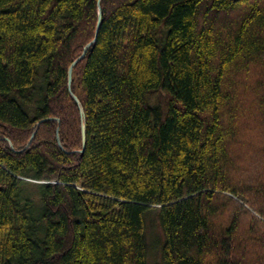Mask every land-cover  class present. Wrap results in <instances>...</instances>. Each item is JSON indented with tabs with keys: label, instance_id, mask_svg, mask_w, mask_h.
<instances>
[{
	"label": "trees",
	"instance_id": "16d2710c",
	"mask_svg": "<svg viewBox=\"0 0 264 264\" xmlns=\"http://www.w3.org/2000/svg\"><path fill=\"white\" fill-rule=\"evenodd\" d=\"M149 222L264 264V0H0V264H148Z\"/></svg>",
	"mask_w": 264,
	"mask_h": 264
},
{
	"label": "water",
	"instance_id": "95a60500",
	"mask_svg": "<svg viewBox=\"0 0 264 264\" xmlns=\"http://www.w3.org/2000/svg\"><path fill=\"white\" fill-rule=\"evenodd\" d=\"M101 0H98V3H100ZM98 16V20H97V23H96V29H95V33H94V36H93V40L92 42H90L89 44H87L83 49V52L81 53V55L76 58L75 60H73V62L71 63V65L69 66L67 72H68V77H67V83H68V91L69 93L71 94V97L73 98V100L75 101V103L78 105V109H79V115H81V137H82V150L80 151V153L82 154L85 150V143H86V137H85V131H86V126L84 124V112H83V108H82V105L80 104V101L78 99V97L75 95V93H72L71 92V81H72V69L75 65H77L79 62L82 61V58L86 55L87 51L89 50V48L92 46L93 43H95L96 41V37H97V34H98V31H99V28H100V22H101V18H102V15L100 13V9H99V12L97 14ZM58 123H59V120L58 119H55ZM45 120H41L40 122H38L36 124V130H34V132L31 134L30 136V140L29 142L27 143V145L23 148V149H20V151H17V153H20V152H23L26 148H28L30 145H31V142L33 141V138L37 132V129L39 127V125L41 124V122H43ZM58 130L59 128L57 129L56 131V138H57V143H58V146L60 149H62V146H61V143H60V139L58 138ZM10 149H12V147L10 146ZM64 151V149H62Z\"/></svg>",
	"mask_w": 264,
	"mask_h": 264
},
{
	"label": "rangeland",
	"instance_id": "374dc122",
	"mask_svg": "<svg viewBox=\"0 0 264 264\" xmlns=\"http://www.w3.org/2000/svg\"><path fill=\"white\" fill-rule=\"evenodd\" d=\"M146 233L148 235V244L150 245L148 264H161V257L157 247L158 244H156L157 241L161 240V234L158 231L157 225H152V223L149 222Z\"/></svg>",
	"mask_w": 264,
	"mask_h": 264
}]
</instances>
